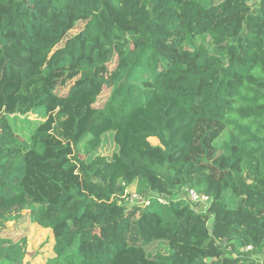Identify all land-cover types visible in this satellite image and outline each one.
<instances>
[{"label": "trees", "instance_id": "obj_1", "mask_svg": "<svg viewBox=\"0 0 264 264\" xmlns=\"http://www.w3.org/2000/svg\"><path fill=\"white\" fill-rule=\"evenodd\" d=\"M24 211L44 264H259L264 0H0V264Z\"/></svg>", "mask_w": 264, "mask_h": 264}, {"label": "rangeland", "instance_id": "obj_2", "mask_svg": "<svg viewBox=\"0 0 264 264\" xmlns=\"http://www.w3.org/2000/svg\"><path fill=\"white\" fill-rule=\"evenodd\" d=\"M112 74L113 72L109 73V79L112 78ZM43 120H45V117L42 114L33 113L24 118L12 117L11 124L17 135L25 139L29 135L32 126ZM74 152L80 160L84 158L82 145L75 147ZM127 192H134V190L129 189ZM16 202H18V199L12 200L7 204L11 205ZM22 214L21 223H8L2 236L13 240H17L24 236L27 241V255L24 258V262L28 264H44L45 261L53 255V237L49 230L42 229L32 222L28 211H24ZM156 252H163V249L155 246L153 247V253ZM262 257H264V255H262Z\"/></svg>", "mask_w": 264, "mask_h": 264}, {"label": "built area", "instance_id": "obj_3", "mask_svg": "<svg viewBox=\"0 0 264 264\" xmlns=\"http://www.w3.org/2000/svg\"><path fill=\"white\" fill-rule=\"evenodd\" d=\"M182 198L189 203L194 213L200 215V214H206L207 210L210 205V199L204 195H200L196 193L193 190H186ZM126 204L129 206H146L149 204V202L141 197H139L135 191L134 192H127L122 198ZM158 202L160 204H167L168 201L165 198H158ZM202 211V212H201ZM252 251L251 246H247L241 250V252L249 253ZM256 261L259 264H264V257L257 256Z\"/></svg>", "mask_w": 264, "mask_h": 264}]
</instances>
